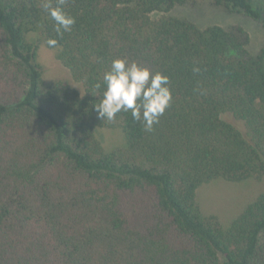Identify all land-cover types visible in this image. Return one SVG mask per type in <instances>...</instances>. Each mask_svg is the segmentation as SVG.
Here are the masks:
<instances>
[{"label": "trees", "instance_id": "obj_1", "mask_svg": "<svg viewBox=\"0 0 264 264\" xmlns=\"http://www.w3.org/2000/svg\"><path fill=\"white\" fill-rule=\"evenodd\" d=\"M195 1L68 0L76 22L58 36L49 0H0V264H264V191L226 226L195 200L212 179L264 175V45L250 54L239 25L151 16ZM209 1L264 29L255 0ZM49 38L83 94L43 83ZM116 58L170 77L150 133L130 112L97 116L94 84ZM101 127L124 143L105 151Z\"/></svg>", "mask_w": 264, "mask_h": 264}, {"label": "rangeland", "instance_id": "obj_2", "mask_svg": "<svg viewBox=\"0 0 264 264\" xmlns=\"http://www.w3.org/2000/svg\"><path fill=\"white\" fill-rule=\"evenodd\" d=\"M255 3L264 6V0H255ZM163 14L186 18L199 28L210 25H220L225 28L239 25L249 36L247 50L250 54H255L264 45V29L260 22L244 14L214 6L209 0H196L193 4L176 5L165 13L154 11L151 16L157 18ZM35 38V33L28 34L30 41H34ZM36 61L41 68L43 83L60 81L73 86L80 95L83 94L82 84L74 80L69 69L57 58L56 49L39 43L36 48ZM224 118L232 121L228 115H224ZM238 125L241 126L239 123ZM96 133L105 151L124 143L120 128L101 127ZM262 191H264V175L260 180L248 178L239 182L215 178L198 186L195 200L204 215H214L221 225L226 226Z\"/></svg>", "mask_w": 264, "mask_h": 264}, {"label": "clouds", "instance_id": "obj_3", "mask_svg": "<svg viewBox=\"0 0 264 264\" xmlns=\"http://www.w3.org/2000/svg\"><path fill=\"white\" fill-rule=\"evenodd\" d=\"M68 0H56L53 7L50 0L43 7L55 21V32L62 36L70 32L75 24V17L64 10ZM47 46L55 48L58 40L49 38ZM199 67L193 72L198 73ZM94 88L103 89L102 98L95 104L97 116L101 120L112 121L118 113L130 112L132 119L143 126L145 132L154 131V125L159 124L173 100L170 77L161 72H153L149 67L127 58H116L110 68L98 79ZM204 95L205 91L197 89Z\"/></svg>", "mask_w": 264, "mask_h": 264}]
</instances>
